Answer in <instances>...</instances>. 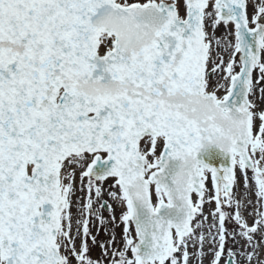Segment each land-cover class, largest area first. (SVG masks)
I'll list each match as a JSON object with an SVG mask.
<instances>
[{"label":"snow or ice","instance_id":"1","mask_svg":"<svg viewBox=\"0 0 264 264\" xmlns=\"http://www.w3.org/2000/svg\"><path fill=\"white\" fill-rule=\"evenodd\" d=\"M206 259L264 264V0H0V264Z\"/></svg>","mask_w":264,"mask_h":264},{"label":"rangeland","instance_id":"2","mask_svg":"<svg viewBox=\"0 0 264 264\" xmlns=\"http://www.w3.org/2000/svg\"><path fill=\"white\" fill-rule=\"evenodd\" d=\"M216 35H217L218 37H227V33H226L225 27H224L223 25H220V26L216 29ZM227 38L231 39V37H227ZM251 175H252L251 172H249V176H251ZM108 183L111 184L112 181L110 180ZM208 186H209V187L212 186V182H211V179H210V178H209V181H208ZM240 190L243 191L242 183H241V189H240ZM254 199H255V197L253 196V200H254ZM109 203H111V201H109ZM114 207H115L116 215H117V217H119L120 212H121V208H120L119 206H116V205H114ZM208 209H209V206L206 205V206H205V211L207 212ZM104 215H105V216H108L109 213L105 212ZM250 222H251V221H250ZM93 231L95 232L96 230L93 229ZM121 231H122V227L116 229V232H117V233H120ZM98 239H102V240H103V239H107V235H106V233H105V232H100L99 235H98ZM92 255H93V257H98V256L100 255V249H99L98 247H93Z\"/></svg>","mask_w":264,"mask_h":264},{"label":"bare ground","instance_id":"3","mask_svg":"<svg viewBox=\"0 0 264 264\" xmlns=\"http://www.w3.org/2000/svg\"><path fill=\"white\" fill-rule=\"evenodd\" d=\"M181 11H183V8L181 9ZM194 199H195V194H194ZM204 264H208V260L206 259Z\"/></svg>","mask_w":264,"mask_h":264}]
</instances>
